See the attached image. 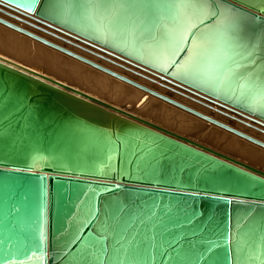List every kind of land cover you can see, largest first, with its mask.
Wrapping results in <instances>:
<instances>
[{
	"label": "water",
	"instance_id": "1",
	"mask_svg": "<svg viewBox=\"0 0 264 264\" xmlns=\"http://www.w3.org/2000/svg\"><path fill=\"white\" fill-rule=\"evenodd\" d=\"M0 25L264 149L37 34L264 135V0L199 19L170 0H0ZM0 264H264V172L0 54Z\"/></svg>",
	"mask_w": 264,
	"mask_h": 264
},
{
	"label": "rangeland",
	"instance_id": "2",
	"mask_svg": "<svg viewBox=\"0 0 264 264\" xmlns=\"http://www.w3.org/2000/svg\"><path fill=\"white\" fill-rule=\"evenodd\" d=\"M12 22H14V23L17 24V22H15V21H12ZM19 25H21V24H19ZM0 27L1 28H4V30L0 28L1 37L3 39L1 43L4 44L3 45V44L0 43V54L5 55L6 57H8V58H10V59H12V60H14V61H16L18 63H21V64H23L25 66L27 65L28 67H31V68L36 69V70H39V71L43 72L44 74H46L48 76H51V77H53L55 79L61 80V81L65 82V83H71V86H73V87L76 86L75 88H77L79 90H82L83 89L82 91H84V92L86 91V93L88 92V94H91V95L93 94L94 96H96L97 99H99L101 101H104V102H107V103H110L111 105H113V106H115L117 108L118 107H121L122 109L124 108V107L118 106L116 104L117 103L116 100H117L118 95L115 94L113 91H110L107 87L105 88L99 82H96L98 79H96L94 76H92L91 75V72L92 73H95L96 72L98 74L99 73L100 74H103L102 76L105 75L107 78L110 79L111 82H113L115 84H120V85L122 84L123 85L124 82L119 81L117 79H114L113 77H111V76H109L107 74H104L103 72H99L98 70H96V69H94V68H92V67H90L88 65H85V64H83V63H81V62H79V61H77V60H75V59H73V58H71L69 56H66L64 54H61V53H59V52H57V51H55L53 49H50V48H48V47H46V46H44V45H42L40 43H37L34 40H32V39H30V38H28L26 36H23V35H21V34H19L17 32H14V31L6 28V27H3L2 25H0ZM21 27L26 28V29H28L30 31H33L32 29L28 28L27 26L21 25ZM5 29H7L8 31L12 32V35H11V33L9 34L8 32H6ZM2 32L4 33V36H3V33ZM33 32H35V31H33ZM37 34L41 35L42 37L43 36L44 37L46 36V35H42V33H37ZM13 35H15V36H13ZM5 36L8 38V40H7V38ZM16 36L19 37V38L24 39V41H26V42H22V44H21L20 43V39H17ZM4 37H5V39H4ZM46 37L50 41L53 40L52 42H54V43H57L59 45H62V46L68 48L69 50H71V51H73L75 53L77 52V54H79V55H82V56H85V57L88 56L89 57V58L87 57L88 59H90V60H92V61H94L96 63H99V64H101V65H103V66H105V67H107V68H109V69H111V70H113L115 72H118L119 74H121L123 76H126L127 78H129V79H131L133 81L139 82L141 84H146L148 86V88H151V89L155 90L156 92H158V93H160L162 95H165V96L171 98L172 100H174L176 102L179 100L178 102L181 103V104H183V105H185V106H188L190 108H193L194 110H197L198 112H200V113H202L204 115H207V116H210L212 118H215V119H217V120H219V121H221V122H223L225 124H228V125L232 126L233 128H235V129H237V130H239V131H241V132H243V133H245V134H247V135H249V136H251L253 138H256V139L264 142V135L261 134V133H259V132H257V131H255V130H253V129H251V128H248L246 126L244 127V125H242V124H240V123H238L236 121H233V120H231L229 118H226V117H224L222 115H219V114H217L216 112H214L212 110H208L207 108L201 106L200 104H198V103H196L194 101H191V100H189V99H187L185 97H182V96H180V95H178V94H176L174 92H171V91H169L167 89H164V88H162L160 86H157L155 84H152L148 80H145V79H143V78H141L139 76H136L134 74H131L129 72H126V71H124V70H122V69H120V68H118L116 66H113V65H111V64H109V63H107V62H105L103 60H100V59L96 58L95 56L88 55V53H86V52H83L81 50H78V49H76L74 47L72 48V46L64 45L62 42H59L58 40H55V39H53V38H51L49 36H46ZM12 38H14V39H12ZM27 41L28 42H32L31 44H32V47L33 48L30 46L29 43H27ZM6 44L7 45H10L11 44L10 46H8L10 48H8L6 46ZM21 45H23V46H21ZM34 45L39 46L40 48H38V50H37V47H34ZM4 46H6V47H4ZM39 51L42 54H40ZM45 51H46V55H44L45 54ZM20 56H22V57H20ZM57 59L59 60L60 63H62L63 66L61 64H58L59 62H57L58 61ZM33 62H34V64H33ZM54 62L56 64H54ZM52 63L54 64V66H53ZM75 65H77V66H75ZM64 66H65V68H64ZM71 66H72L73 69L70 68ZM69 68H70V70H69ZM84 74L87 75V76H89V78H87L86 76H82ZM140 74L143 75V73H140ZM85 78H87V79H85ZM153 80H155V81L158 82V80L155 79V78ZM101 93H103V94H101ZM145 94L148 95V93H145ZM182 94L183 95H186V96H189V94L184 93V92H182ZM189 98H192L194 100H197V99L193 98V96H189ZM153 99H155L156 102H159L158 103L159 105H162L163 104V105H167V106L173 107L176 110V112L174 113V115L173 114H170L169 115L170 117L169 116L168 117L163 116L164 118L163 117L157 118L158 116L156 117V115H155V117H153V116L150 115L151 118H150V116L148 118L146 116L145 120H147V121L150 120V122H152V123L154 122V124H156V125L158 124V125L163 126V127L167 128V129L173 130L177 134H181V135L187 136L190 139L193 138V140L196 141V142H200V143H203L204 142V144H206L207 146H210V147H212L214 149H217V150L225 153L228 156H231V157H233L235 159L237 158V160H240L241 159L246 164H249V165H251L253 167H256L258 169L261 168V170H264V167L261 166V164H264V149L263 148H261L259 146H256V145H254V144H252L250 142H247L246 140L241 139V138H239V137H237V136H235V135H233V134H231L229 132H226L225 130H223V129L219 128V127H216V126H214V125H212L210 123H207L206 121L201 120L200 118H197V117H195V116H193V115H191L189 113H186V112H184V111H182V110H180V109H178V108H176V107H174V106H172V105H170V104H168V103H166V102H164V101H162V100H160V99H158V98H156L154 96H153ZM162 112L163 111H161V112H159L157 114H160L161 115V114H163ZM177 113L182 114L183 117H184V115L185 116L186 115H189L190 117H192L194 119V121H191V123H196V121H199V122H204L205 124H209L210 126L208 125L209 127H207V128H209L208 130L211 131L212 129H218L219 131H221V133H223V134L225 133L224 136H227L229 139H230V137L233 136L232 138L234 140L235 139L236 140H239V141L243 142V144L241 145V147L237 146V144H236V147L238 149H236V147H235V148H233V149H235V151H233L232 149H230V147L228 145V144H230L229 143V141H230L229 139L226 140V141H224V142L223 141H220V143L219 142L218 143L217 142H211L214 146L212 144H209V142L202 141L200 139H196V137H194V136H197V135H195L193 133H188L183 128L184 124L190 123L189 121L187 122V120L184 121V119H182V120L180 119V120H178L179 122H177L176 117L177 118H183L181 115H180L181 117H179V115ZM171 116H173V118L175 120H173V118H171ZM144 117H141V118L144 119ZM221 142H223L224 144L223 143L221 144ZM218 145H219V147H218ZM225 149H226V151H225ZM245 149H247V150L252 149L251 152H250V154H251L250 156L251 157H248L247 156L248 154L245 155V153H246L245 152L246 151ZM255 150H256V152H255ZM257 160H260L261 163H258Z\"/></svg>",
	"mask_w": 264,
	"mask_h": 264
},
{
	"label": "bare ground",
	"instance_id": "3",
	"mask_svg": "<svg viewBox=\"0 0 264 264\" xmlns=\"http://www.w3.org/2000/svg\"><path fill=\"white\" fill-rule=\"evenodd\" d=\"M6 19H8V18H6ZM8 20H10V19H8ZM11 21V20H10ZM16 24V23H15ZM17 25H19L18 23H17ZM3 26V25H2ZM19 26H21V25H19ZM3 27H5V26H3ZM1 28V27H0ZM1 29H3L4 30V28H1ZM9 29V28H8ZM2 30V31H3ZM6 30V32H8L9 34L11 33V35H12V32H10V31H8L7 29H5ZM3 33V32H2ZM41 33V32H40ZM6 34V33H5ZM15 34V33H14ZM42 35H43V33H42ZM3 36H4V33H3ZM9 36V35H8ZM13 36H15V35H13ZM41 36V35H40ZM6 37V36H5ZM5 37H4V39H5ZM17 37V36H16ZM44 37V36H43ZM46 37V36H45ZM7 38V37H6ZM47 38V37H46ZM12 39H14V38H12ZM17 39H20V43L22 44V42H26V41H24V39H22V38H19V37H17ZM48 39V38H47ZM2 37H1V32H0V43L2 42ZM7 40H8V38H7ZM23 40V41H22ZM56 40V39H55ZM6 41V40H5ZM11 41V40H10ZM53 41V40H52ZM7 43V42H6ZM27 43H29L30 44V46L32 47V42H28L27 41ZM1 44H3V43H1ZM26 44V43H25ZM4 45V44H3ZM11 45V44H10ZM10 45H7L6 44V46L8 47V46H10ZM15 45V44H14ZM6 46H4V47H6ZM21 46H23V45H21ZM34 47H37V50H38V48H40L39 46H36V45H34ZM8 48H10V47H8ZM7 48V49H8ZM33 48V47H32ZM73 48V47H72ZM77 49V48H76ZM44 50V49H43ZM46 50V49H45ZM79 50V49H78ZM36 51V50H35ZM50 51V50H49ZM40 52V51H39ZM24 53V52H23ZM77 53V52H76ZM38 54V53H37ZM40 54H42L41 52H40ZM49 54V53H48ZM22 55V54H21ZM25 55V54H24ZM44 55H46V51H45V54ZM88 55H90V54H88ZM37 56V55H36ZM54 56V55H53ZM20 57H22V56H20ZM55 57V56H54ZM85 57V56H84ZM88 57V56H87ZM86 57V58H87ZM57 58V57H56ZM89 58V57H88ZM59 59V58H58ZM57 59V60H58ZM101 60V59H100ZM50 61V60H49ZM52 61V60H51ZM69 61V60H68ZM67 61V62H68ZM23 62V61H22ZM56 62V61H55ZM54 62V64H56ZM57 62H59V60L57 61ZM51 63V62H50ZM33 64H34V62H33ZM53 64V63H52ZM54 64H53V66H54ZM58 64H61L62 65V63H58ZM64 64V63H63ZM66 64V63H65ZM27 66V65H26ZM51 66V65H50ZM63 66V65H62ZM75 66H77V65H75ZM79 66V65H78ZM81 66V65H80ZM67 67V66H66ZM31 68V67H30ZM61 68V67H60ZM64 68H65V66H64ZM71 69H73L72 68V66L70 67ZM70 68H69V70H70ZM33 69V68H32ZM67 69V68H66ZM33 70H36V69H33ZM58 70V69H57ZM60 70V69H59ZM92 70V69H91ZM37 72H40V73H42V74H44L43 72H41V71H39V70H36ZM72 71V70H71ZM67 72V71H66ZM69 72V71H68ZM100 72V71H99ZM63 73V72H62ZM71 73V72H70ZM83 73V72H82ZM98 73H92L91 72V75L92 76H94L96 79H98L96 82H99L101 85H103L105 88L107 87L110 91H113L115 94H117L118 95V97H117V105L118 106H122V107H124L123 109L121 108V107H118L119 109L121 108V110H123V111H125V112H127V113H129V114H133V115H136V116H138V117H144V119L146 118V116H147V118L151 115V116H153V117H155V115H156V117L157 118H161V117H163V116H166V117H168L170 114H173L174 115V113L176 112V110L173 108V107H170V106H167V105H159L158 103L159 102H156V100L155 99H153V96L152 95H146L145 93L146 92H143V91H141V90H139V89H137V88H135V87H133V86H131V85H128V84H126V83H124L123 85L121 84H115V83H113V82H111L110 81V79L109 78H107L105 75L104 76H102L103 74H98ZM46 75V74H45ZM48 76V75H47ZM62 76V75H61ZM82 76H86L87 78H89V76H87V75H82ZM49 77H51V76H49ZM60 77V76H59ZM140 77V76H139ZM51 78H53V77H51ZM57 78V77H56ZM87 78H85V79H87ZM53 79H55V78H53ZM62 79V78H61ZM56 80H58V79H56ZM73 80V79H72ZM58 81H60L61 83H63V84H65V85H68V86H70V87H73V86H71V83H65V82H63V81H61V80H58ZM71 81V80H70ZM136 82V81H135ZM154 82L156 83L157 81H155L154 80ZM136 83H138V84H141V83H139V82H136ZM89 84V83H88ZM96 84V83H95ZM141 85H143V86H146V87H148L146 84H141ZM155 85H157V84H155ZM158 86V85H157ZM76 87V86H75ZM75 87H73L74 89H76V90H79V89H77V88H75ZM80 88V87H79ZM163 88V87H162ZM95 89V88H94ZM165 89V88H164ZM83 90V89H82ZM82 90H79V91H82ZM100 91V90H99ZM170 91V90H169ZM82 92H84V91H82ZM172 92V91H171ZM177 92H179V91H177ZM85 94H88V92L86 93V91L84 92ZM97 93V92H96ZM175 93V92H174ZM180 94H178V93H176V94H178V95H180V96H182V97H185V98H187V99H189V100H191L192 98H189V96H186V95H183L181 92H179ZM99 94V93H98ZM101 94H103V93H101ZM114 94V95H115ZM88 95H90V96H92V97H94V98H96V96H94L93 94L91 95V94H88ZM171 96V95H170ZM97 99V98H96ZM179 99V98H178ZM177 99V100H178ZM99 100V99H98ZM115 101V102H116ZM179 101V100H178ZM177 101V102H178ZM191 101H193V100H191ZM104 102V101H103ZM107 103V102H106ZM108 104H110V103H108ZM111 105V104H110ZM209 110V109H208ZM161 111H163L162 113L163 114H157V113H159V112H161ZM213 111V110H212ZM178 115H179V117H181L182 116V114H180V113H177ZM181 115V116H180ZM151 116H150V118H151ZM170 117V116H169ZM183 117V116H182ZM156 118V119H157ZM164 118V117H163ZM171 118H173V116H171ZM170 118V119H171ZM155 119V118H154ZM176 119H177V122H179L178 120H182V119H184V121L185 120H187V122L189 121L190 123H187V124H184V126H183V128H184V130L185 131H187L188 133H193V134H195V135H197V136H194V137H196V139H200V140H202V141H206V142H209V144H212L211 142H219L220 143V141H226V140H228L229 138L227 137V136H224V134L223 133H221V131H219L218 129H212L211 131L210 130H208L209 128H207V127H209L210 125L209 124H205L204 122H199V121H196V123H191V121H194V119L192 118V117H190L189 115H184V117L183 118H177L176 117ZM173 120H175L174 118H173ZM148 121H150V120H148ZM164 122V121H163ZM154 123V122H153ZM208 123V122H207ZM158 125V124H157ZM182 125V124H181ZM209 125V126H208ZM160 126V125H159ZM173 126V125H172ZM161 127H163V126H161ZM245 127V126H244ZM163 128H165V127H163ZM214 128V127H213ZM165 129H167V128H165ZM167 130H170V129H167ZM170 131H172V132H174V133H176L175 131H173V130H170ZM177 134V133H176ZM179 135H181V134H179ZM187 135V134H186ZM181 136H184V135H181ZM184 137H186V138H188L187 136H184ZM233 137V136H232ZM232 137H230V141H229V143L230 144H228L229 145V147H230V149H232L233 151H235V149H233V148H235L236 147V144H237V146H239V147H241V145L243 144V142H241V141H239V140H234ZM190 139V138H189ZM191 140H193V138H191ZM194 141V140H193ZM223 142H221V144L223 143ZM198 143H200V142H198ZM200 144H202V145H204V146H207L206 144H204V142L203 143H200ZM220 144V145H221ZM224 144V143H223ZM213 145V144H212ZM245 145V144H244ZM214 146V145H213ZM224 146V145H223ZM222 146V147H223ZM207 147H209V148H211V149H213V150H215V151H218V152H220V153H222V154H225V153H223V152H221V151H219V150H217V149H214V148H212V147H210V146H207ZM218 147H219V145H218ZM248 148V147H247ZM256 148V147H255ZM236 149H238L237 147H236ZM243 149V148H242ZM246 151V153H245V155L246 154H248L247 156L248 157H251L250 155V152H251V150L252 149H249V150H247V149H245ZM254 150V149H253ZM225 151H226V149H225ZM232 151V152H233ZM239 151V150H238ZM237 151V152H238ZM253 152V151H252ZM255 152H256V150H255ZM258 152V151H257ZM226 155V154H225ZM242 155V154H241ZM228 156V155H227ZM253 156V155H252ZM231 157V156H230ZM237 159V158H236ZM241 160V159H240ZM239 160V161H240ZM242 161V160H241ZM258 161V163H261V161L260 160H257ZM242 162H244V161H242ZM245 163V162H244ZM257 163V162H256ZM249 165V164H248ZM261 166H263L264 167V164H261ZM36 167H38V165L36 164ZM256 168V167H255ZM258 169V168H257ZM259 170H261V168L259 169ZM261 171H263L264 172V170H261Z\"/></svg>",
	"mask_w": 264,
	"mask_h": 264
},
{
	"label": "snow or ice",
	"instance_id": "4",
	"mask_svg": "<svg viewBox=\"0 0 264 264\" xmlns=\"http://www.w3.org/2000/svg\"><path fill=\"white\" fill-rule=\"evenodd\" d=\"M32 2L34 3L35 0H32ZM170 3H172L173 10L177 13H179L180 7H182L184 16H191L192 18L199 19L200 13L203 11V6L213 5L214 0H170ZM29 8H31V4L29 5ZM209 13L214 19L217 16L225 15L224 13H221L218 9L212 10L211 8L209 9ZM229 26L231 27L234 25L230 22Z\"/></svg>",
	"mask_w": 264,
	"mask_h": 264
}]
</instances>
